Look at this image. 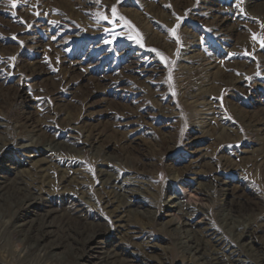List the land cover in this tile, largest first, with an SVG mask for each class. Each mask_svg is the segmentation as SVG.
I'll return each instance as SVG.
<instances>
[{"label": "rangeland", "instance_id": "rangeland-1", "mask_svg": "<svg viewBox=\"0 0 264 264\" xmlns=\"http://www.w3.org/2000/svg\"><path fill=\"white\" fill-rule=\"evenodd\" d=\"M262 40L264 0H0V264H195L190 241L216 249L204 230L236 245L229 211L264 243ZM101 155L130 208L105 202ZM14 173L44 198L25 202ZM179 198L204 207L183 227Z\"/></svg>", "mask_w": 264, "mask_h": 264}, {"label": "bare ground", "instance_id": "bare-ground-1", "mask_svg": "<svg viewBox=\"0 0 264 264\" xmlns=\"http://www.w3.org/2000/svg\"><path fill=\"white\" fill-rule=\"evenodd\" d=\"M197 71H196V73H194L191 76L185 75L184 72L179 71L178 75L182 76V78L179 79L181 81L180 85L188 84V80H190V78L194 79V80H196V79L198 80L200 78V74H199V71L198 72ZM224 75H226V72L224 73L222 71L219 73L220 77H224ZM0 125H2L1 122H0ZM17 126H19V125H17ZM90 141L92 143V140H90ZM3 143L4 142L1 138L0 144H3ZM26 146L27 145H24V144L21 145V147H26ZM30 146L39 147L45 153H49L53 150H56V151L57 150H63L64 153H65V151H66V153L67 152H76V146L72 140H66V141L65 140L64 141L50 140V141L42 144L40 142V139H36L35 141L31 142ZM60 154H61V152H60ZM101 157H102L101 158L102 163L99 164L97 172H98L99 180L101 181V183H103L108 188L107 189V196L105 198V202L111 203V202L115 201L121 206L130 208L132 206V204L135 202V199L133 198L132 193L128 189L125 188L129 184L130 181L127 178L120 177L119 173L113 172L114 171L113 170L114 169V165H113V159L114 158L111 157V155L110 156L101 155ZM127 161L128 160H126V162ZM128 163H129V166H125L126 169L133 170L131 172H134L136 174H140L139 171L137 169H135L134 165L130 164L129 161H128ZM111 167L113 168L112 170H111ZM0 168L5 169V167H2L1 165H0ZM14 176H15L14 177L15 178V190L18 192L19 191L25 192V193H27V195L30 194V198L29 199L26 198L25 202H27L28 204H31V202L37 200L38 198H42V199L44 198L43 196L37 195L36 193H34L35 192V191H33L34 187L31 186V183H29L28 181H24L22 178H20L18 173H16ZM7 177H8L7 175L4 176L3 174H0V187H1V183L3 181H5L7 179ZM59 179H60V183H63L64 186L70 182V180H68V178H67L66 171L61 174ZM102 188H103V186H102ZM110 194H112V196ZM110 197H112L113 199ZM22 201H24V200H22ZM170 207L173 209L170 208L168 211L171 212V211L176 210L179 213V217H178L179 218L178 219V226L179 227L186 226L187 224L190 225V223L188 222L190 217L193 216V214H195L196 212H202L204 209L202 204L196 203L195 201H192L189 198H187V199L179 198V200L174 202ZM139 213H140V211H139ZM225 216L226 217L224 220V225L227 226L229 228V230L232 232V239L231 238H229V239L235 240L236 245H231V244H229V242L221 241V240H223V238L218 236L213 231H209V230L205 231L204 230L203 235L205 236V238L207 240H211L212 242H214L213 245H214V247H216V249L209 252L205 246H204V248L201 247L199 240H203V238H200L199 240L190 241V243L187 244V250H188V253L192 257V261L195 264H243L245 261L244 259H246V258L242 259L241 255H244V256L245 255H248V256L253 255L254 257L257 258V261L260 263V261L262 259H264V243H261L260 245L254 247L250 242L251 238L254 235V231H255V228L252 224L253 218H250L247 215H245V216L243 215L241 217L242 218L241 219L240 215L236 216V215L232 214L230 211L227 212L225 214ZM21 224L22 223H20V225ZM20 225H14L13 224L14 227L20 226ZM79 234H80V232H79ZM102 234H103V232L96 229V230L89 232L86 236H83L82 243L84 244L85 248H87L88 250H93V248L96 247V243L98 242L97 240H98L99 236ZM43 241H44V239L42 237H38L34 240V242L32 244L35 247H40L45 253H50V251L45 247ZM204 241H205V244H207L206 243L207 241L205 239H204ZM217 249H221L222 252L220 251L221 252L220 253ZM242 252H244L246 254H242ZM220 254H221V256H223L222 259L219 258Z\"/></svg>", "mask_w": 264, "mask_h": 264}, {"label": "snow or ice", "instance_id": "snow-or-ice-1", "mask_svg": "<svg viewBox=\"0 0 264 264\" xmlns=\"http://www.w3.org/2000/svg\"><path fill=\"white\" fill-rule=\"evenodd\" d=\"M112 13H113L114 17L117 15L115 6H113V8H112ZM104 18L106 19L107 17H104ZM119 19L124 20L125 18L124 17H119ZM127 23H130V22H127ZM253 39H256L255 34H253ZM261 44H262V46H264V40L261 41ZM11 59H14V57L11 58Z\"/></svg>", "mask_w": 264, "mask_h": 264}]
</instances>
